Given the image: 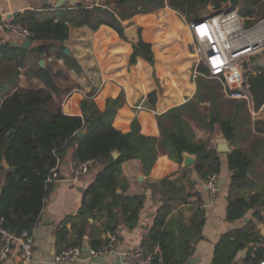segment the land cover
<instances>
[{"label": "trees", "instance_id": "16d2710c", "mask_svg": "<svg viewBox=\"0 0 264 264\" xmlns=\"http://www.w3.org/2000/svg\"><path fill=\"white\" fill-rule=\"evenodd\" d=\"M210 3L217 11L231 6V0H106L102 4L82 1L62 9L27 10L17 15L14 22L31 31L34 46L14 49L9 64L0 66L7 68L12 64L9 73L14 78L29 55L41 58L56 49L68 66L80 72L76 59L64 52L71 27L87 26L97 31L105 25L129 41L125 31L133 23L126 21L136 14L169 6L190 24L201 18ZM238 7L245 17L264 18V0H239ZM139 58L155 65L152 43L144 40L141 30L139 42L133 43L129 64L135 65ZM198 71L207 74L208 68L201 62ZM56 74L51 67H39L33 75L46 87L26 89L15 83L0 99V167L4 162L10 167L0 193V217L4 218L5 227L18 235L35 230L54 188L56 169L74 146L78 162H94L101 169L87 186L78 214L67 216L58 225L57 243H65V248H83L85 236H89L90 247L99 250L109 242L102 234L116 233L123 227L135 228L145 205V194L128 193L130 183L122 173L123 163L140 160L144 172L150 175L160 157L168 156L182 168L184 154L190 153L196 156L195 168L202 179L220 173V152L210 139H197L188 120L192 117L208 130L219 124L224 137L236 145L228 152L231 182L227 219L237 221L255 210L243 227L220 237L211 264H260L264 260V237L258 228V223L264 222V181L256 172V159L264 160V120L254 121L260 136L253 140L250 149L238 144L242 136L238 128L248 115L246 101L226 99L222 82L200 75L197 94L187 103L157 117L144 112L138 115L130 112L124 89L108 80L97 95L79 97L77 93L78 107L69 115L56 101ZM249 82L254 108L258 110L264 104V73L250 76ZM156 97V92L150 94L152 102ZM82 130L87 133L79 137L77 133ZM11 131H15L12 140L8 138ZM115 151L119 152L117 158L113 156ZM177 172L146 181V188L162 204L143 244L159 249L164 264L188 263L206 221L205 209L201 208L186 220L170 219L173 209L188 200L180 181L173 176ZM69 220H73L72 236L66 225ZM247 247L246 258L237 261L238 252Z\"/></svg>", "mask_w": 264, "mask_h": 264}, {"label": "crops", "instance_id": "0c3cea01", "mask_svg": "<svg viewBox=\"0 0 264 264\" xmlns=\"http://www.w3.org/2000/svg\"><path fill=\"white\" fill-rule=\"evenodd\" d=\"M82 1L88 4L106 2V0H64L63 6L56 8L59 0H0V48H2L0 65L9 64V57L14 55V49H27L34 46L32 41L29 47L22 48L26 38L6 29L4 27L6 20L14 22L17 15L27 10L62 9L67 5H75ZM68 8L72 7L69 6ZM235 8L239 9L238 5ZM229 9L231 6L224 10ZM206 12L207 9L201 18L206 15ZM248 18L246 17L247 25L252 22ZM129 22H132V25H137L138 34L141 30L144 40L152 43L156 57L155 65L141 58L135 65H130L129 59L133 52L134 42L130 39L125 41L117 31L109 26L103 25L97 31L87 26L71 27L69 38L65 42L66 48L69 50L67 55L76 59L81 71L77 72L74 67L68 66L66 59L60 57L56 49L51 52L50 56L37 58L34 55H29L24 64L18 67L19 73L14 75V78L9 73L12 64L8 65L7 68L0 66V99H3L5 93L15 83L26 89L46 87L42 80L33 75L39 67H51L57 73L56 82L59 91L55 96L56 101L61 102L64 113L69 115L74 114L78 107V98L75 97L77 93H80L77 95L79 97L97 95L108 80H113L124 89L126 103L133 114L141 115L144 112L157 117L193 99L198 91L197 79L200 76H195V70L201 62L198 64L195 51L196 39L190 26L191 23H187L177 11L169 6L151 13L136 14L126 21V23ZM50 57L52 60L49 59ZM41 59L45 60L44 66L39 63ZM243 68L244 76L248 82L250 76L264 73V49L247 55L243 62ZM154 92H156L157 97L152 102L150 94ZM225 97L226 99H235L227 97L226 92ZM235 100H244L248 105L247 118L238 128L242 135L238 144L248 145V149H250L253 140L260 136L255 130L254 121L257 119L264 120V104L256 110L253 96L251 101L247 99ZM202 105L208 107V104L203 103ZM191 125L197 139H210L217 148L219 140L221 138L226 139L219 124L215 125L214 130H208L194 123ZM228 143L231 150L236 148L235 144L230 141ZM74 153L75 147L71 146L56 169L57 178L54 188L46 200L40 223L33 232L34 250L31 260L29 262L24 261L20 256L21 247L16 245L10 257L0 264H120V251L143 244L144 238L154 223L157 210L162 204L158 199L153 198L152 190L146 188V181H156L167 175H172L176 171H180V173L177 172L173 176L175 180L180 181L181 188L185 195H188V200L173 209L170 219L182 217L186 220L198 209L195 202L205 201L208 203L205 209L206 221L202 228V234L197 240L194 253L191 256L198 260L194 263L188 261L186 264H211L216 243L220 237L231 230L243 227L254 216L255 210H251L240 220L229 221L227 219L228 194L231 182L228 152L220 153L222 168L220 173L216 175L219 191L212 203L209 202L207 180L199 176L195 162L188 166L184 165L183 162L182 168H180L168 156H162L155 164L152 174L146 175L141 161L134 159L122 164V173L130 183L129 194L146 195L139 224L133 229L123 227L115 233V251L90 257L92 248L88 243L89 236L88 239L85 236L84 247H90V250L84 251L83 247L84 254L80 260L55 262V256L62 252L66 246L65 243H57V227L67 216L74 217L78 214L83 204L85 185L88 186L98 170L101 169L100 164L89 162L88 172L79 181H72L73 171L78 164ZM190 155L196 161V156ZM256 164L259 180L264 181V160L257 158ZM9 170L10 167L6 162L0 167V193ZM193 201L194 203H192ZM66 225L70 230V236H72L73 220H69ZM258 228L264 237L263 221L258 223ZM102 238L108 239L109 236L104 233ZM248 252V247L240 250L236 260H244Z\"/></svg>", "mask_w": 264, "mask_h": 264}, {"label": "built area", "instance_id": "2783aa9c", "mask_svg": "<svg viewBox=\"0 0 264 264\" xmlns=\"http://www.w3.org/2000/svg\"><path fill=\"white\" fill-rule=\"evenodd\" d=\"M206 9L203 18L190 24L199 45L195 46L198 64L202 61L208 68L207 74H201L196 68L195 76L219 79L223 82L227 97L251 101V84L244 76L243 62L247 55L264 49V18L249 17L252 22L247 25L246 17L238 8L217 11L214 4L210 3ZM4 27L24 38L32 36L27 27L10 20L4 22ZM49 59L52 60V57ZM88 165L89 162H78L71 180L79 181L88 172ZM206 183L209 189V202L212 203L219 191L217 176H210ZM85 187L87 188L86 185ZM195 204L201 209L208 206L205 201H198ZM33 232L25 230L18 235L5 227L4 218L0 217V262L10 257L16 245L21 247V258L29 262L34 250ZM108 236L109 242L99 250L91 249L90 257L115 251V233H109ZM120 252V264H164L159 249H151L143 244ZM83 254L81 247H67L55 256L54 261L75 262L80 260ZM260 264H264V260Z\"/></svg>", "mask_w": 264, "mask_h": 264}, {"label": "water", "instance_id": "95a60500", "mask_svg": "<svg viewBox=\"0 0 264 264\" xmlns=\"http://www.w3.org/2000/svg\"><path fill=\"white\" fill-rule=\"evenodd\" d=\"M64 0H59V2L56 4V8H61L64 4L63 2ZM239 4V0H231V9L227 10V11H230V10H233L235 9V7ZM125 35L128 39H130L131 41H133L134 43H138L139 42V34H138V26L137 25H132L130 26L129 28L126 29L125 31ZM32 43V40L30 37L26 38L25 41H24V44L22 45V48H27L31 45ZM66 54L69 53V50L66 48L65 51H64ZM39 63L44 66L45 65V60L44 59H41L39 61ZM246 66V64H245ZM87 133L86 130H82L80 132L77 133V135L79 137H83L85 134ZM14 135H15V131H11L9 134H8V138L9 139H13L14 138ZM218 151L220 153H225V152H230V146H229V143L226 139L224 138H221L218 142ZM113 156L115 158H117L119 156V152L118 151H115L113 152ZM195 162V158L190 155V154H184V165L188 166V165H191ZM143 178V176L141 177V179ZM86 238L88 239V236H86ZM90 250V247H84V251H89ZM198 259H196L195 257H190L189 258V262L190 263H194L196 262Z\"/></svg>", "mask_w": 264, "mask_h": 264}, {"label": "rangeland", "instance_id": "374dc122", "mask_svg": "<svg viewBox=\"0 0 264 264\" xmlns=\"http://www.w3.org/2000/svg\"><path fill=\"white\" fill-rule=\"evenodd\" d=\"M198 45V43L196 42V46ZM199 46V45H198ZM202 62V61H201ZM226 112V111H225ZM188 120L190 121V123H194V124H198L199 125V123L196 121V120H194L192 117H188ZM209 140V139H208Z\"/></svg>", "mask_w": 264, "mask_h": 264}]
</instances>
